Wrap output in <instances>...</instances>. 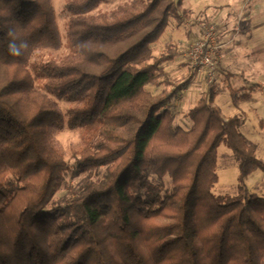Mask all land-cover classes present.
I'll return each mask as SVG.
<instances>
[{
	"label": "trees",
	"instance_id": "1",
	"mask_svg": "<svg viewBox=\"0 0 264 264\" xmlns=\"http://www.w3.org/2000/svg\"><path fill=\"white\" fill-rule=\"evenodd\" d=\"M102 1L67 0V54L32 61L64 45L52 1L0 0V264H264V197L246 185L264 171L257 143L214 84L177 124L190 79L165 68L178 51L153 53L183 0L95 13ZM66 127L81 129L71 161L56 140ZM221 143L238 161L235 195L213 192Z\"/></svg>",
	"mask_w": 264,
	"mask_h": 264
},
{
	"label": "rangeland",
	"instance_id": "2",
	"mask_svg": "<svg viewBox=\"0 0 264 264\" xmlns=\"http://www.w3.org/2000/svg\"><path fill=\"white\" fill-rule=\"evenodd\" d=\"M51 1L63 35L64 45L57 50L49 48L37 50L32 56V61L48 60L50 57L60 60L65 57L68 51L65 46L64 30L67 19L64 5L67 0ZM133 1L103 0L94 9V12L112 11L119 5ZM197 5L198 8L194 12L192 9L184 7L183 3L186 13L183 15L182 21L172 19L164 34L153 44V53L157 57L172 53L174 49L180 53L173 61L164 63L172 80L190 79L187 88L171 104L176 115L175 122L188 128L191 122L186 115L187 111L199 101L210 87L205 83V78L191 68L185 54L191 42L196 38V35H193L192 27L198 26L202 32L204 24L217 23V33L219 34L222 30L226 31L231 41L221 49L223 56L221 62L219 61V73L214 82L215 104L221 108L225 117H241L240 131L257 143L258 157L264 161V0H198ZM210 9L216 16L209 15ZM174 35L173 42H168L167 38ZM37 86L42 89L41 80L37 81ZM165 87V85L160 87L149 85L147 89L156 94L161 93ZM168 89L172 88L168 87ZM187 89L188 91H186ZM53 98L66 114L70 102L65 99ZM80 138L81 129L79 128L66 127L56 134L57 143L63 150L67 161L73 159L72 146L77 144ZM216 170L219 178L213 192L216 194H237L238 161L233 151L224 143L218 147ZM85 175L86 173L78 178H71L69 173L66 176L67 183H76ZM246 185L250 193L264 197V171L260 168L255 169L248 176ZM66 191V186L62 187L55 194L53 201L60 199Z\"/></svg>",
	"mask_w": 264,
	"mask_h": 264
},
{
	"label": "built area",
	"instance_id": "3",
	"mask_svg": "<svg viewBox=\"0 0 264 264\" xmlns=\"http://www.w3.org/2000/svg\"><path fill=\"white\" fill-rule=\"evenodd\" d=\"M217 31V23L204 24L201 34L191 42L185 53L191 68L198 71L209 86L214 84L218 76L222 56Z\"/></svg>",
	"mask_w": 264,
	"mask_h": 264
},
{
	"label": "crops",
	"instance_id": "4",
	"mask_svg": "<svg viewBox=\"0 0 264 264\" xmlns=\"http://www.w3.org/2000/svg\"><path fill=\"white\" fill-rule=\"evenodd\" d=\"M197 1L198 0H196V1H191V0H184V7H186V8H188V9H192L194 12H195V9L196 8H198V5H197ZM201 8V7H200ZM200 10V9H199ZM211 10V11H210ZM209 10V15H211V14H213V11H212V9H210ZM198 11V10H197ZM207 13H208V10H207ZM213 15H215V14H213ZM216 16V15H215ZM192 29H193V35H196V37H197V35L199 36L200 34H201V32H200V30H199V27L198 26H196V27H192ZM220 31V30H219ZM198 32H200L199 34H198ZM228 34L226 33V31H220L219 32V34L217 33V36H218V41H219V43H220V45H221V49H223V47L224 46H226L227 45V43H229L230 41H231V38L229 37V36H227ZM174 38H175V35L174 36H171L170 38H167V41L168 42H173V40H174ZM172 39V40H171ZM167 41H166V43H167ZM222 54H223V52H222ZM223 56V55H222ZM222 56H221V58H220V62H221V60H222ZM219 73V72H218ZM186 91H188V89L186 90ZM187 93V92H186Z\"/></svg>",
	"mask_w": 264,
	"mask_h": 264
},
{
	"label": "clouds",
	"instance_id": "5",
	"mask_svg": "<svg viewBox=\"0 0 264 264\" xmlns=\"http://www.w3.org/2000/svg\"><path fill=\"white\" fill-rule=\"evenodd\" d=\"M9 35H11V33H9ZM27 45L26 44H22L21 47H26ZM9 50L11 53L15 54V55H19V49L17 48L16 44L15 43H11L9 45Z\"/></svg>",
	"mask_w": 264,
	"mask_h": 264
}]
</instances>
